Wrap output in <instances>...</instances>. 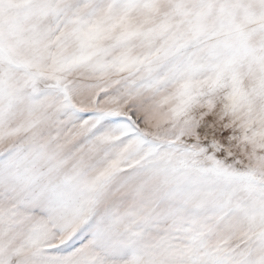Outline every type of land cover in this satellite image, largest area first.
I'll list each match as a JSON object with an SVG mask.
<instances>
[{
    "label": "snow or ice",
    "instance_id": "6c2138e0",
    "mask_svg": "<svg viewBox=\"0 0 264 264\" xmlns=\"http://www.w3.org/2000/svg\"><path fill=\"white\" fill-rule=\"evenodd\" d=\"M0 264H264V0H0Z\"/></svg>",
    "mask_w": 264,
    "mask_h": 264
}]
</instances>
